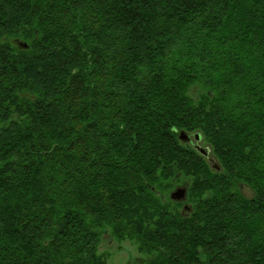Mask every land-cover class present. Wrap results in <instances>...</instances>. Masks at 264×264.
<instances>
[{
    "label": "trees",
    "instance_id": "16d2710c",
    "mask_svg": "<svg viewBox=\"0 0 264 264\" xmlns=\"http://www.w3.org/2000/svg\"><path fill=\"white\" fill-rule=\"evenodd\" d=\"M107 236L264 264V0H0V264H110Z\"/></svg>",
    "mask_w": 264,
    "mask_h": 264
},
{
    "label": "rangeland",
    "instance_id": "374dc122",
    "mask_svg": "<svg viewBox=\"0 0 264 264\" xmlns=\"http://www.w3.org/2000/svg\"><path fill=\"white\" fill-rule=\"evenodd\" d=\"M197 144L203 147L201 141ZM243 193L247 196L251 194L248 189H243ZM100 251L106 255L110 264H142V256L137 253L134 246L129 244L117 245L108 236L103 238Z\"/></svg>",
    "mask_w": 264,
    "mask_h": 264
},
{
    "label": "water",
    "instance_id": "95a60500",
    "mask_svg": "<svg viewBox=\"0 0 264 264\" xmlns=\"http://www.w3.org/2000/svg\"><path fill=\"white\" fill-rule=\"evenodd\" d=\"M18 46H19V48H26L27 45L24 42L19 41ZM180 139L182 141H189L190 140L189 137L187 135H185L184 133L180 134ZM194 140L198 143L199 135H195ZM195 149L200 154H202L203 156H205V157L208 156V152L205 148H202L198 145H195ZM186 191L187 190L185 187H177L169 194V198H170V200L175 201V202L183 201L186 198ZM184 209L186 211L189 210V207L187 204L184 206Z\"/></svg>",
    "mask_w": 264,
    "mask_h": 264
},
{
    "label": "flooded vegetation",
    "instance_id": "af4514ba",
    "mask_svg": "<svg viewBox=\"0 0 264 264\" xmlns=\"http://www.w3.org/2000/svg\"><path fill=\"white\" fill-rule=\"evenodd\" d=\"M189 139H190L189 142H193V139H192V138H189ZM186 142H188V141H186ZM195 145H198L197 142H196ZM195 145H194V146H195ZM198 146H199V145H198Z\"/></svg>",
    "mask_w": 264,
    "mask_h": 264
},
{
    "label": "bare ground",
    "instance_id": "6f19581e",
    "mask_svg": "<svg viewBox=\"0 0 264 264\" xmlns=\"http://www.w3.org/2000/svg\"><path fill=\"white\" fill-rule=\"evenodd\" d=\"M189 137V136H188ZM189 138H191V137H189ZM183 142H186V141H183Z\"/></svg>",
    "mask_w": 264,
    "mask_h": 264
}]
</instances>
